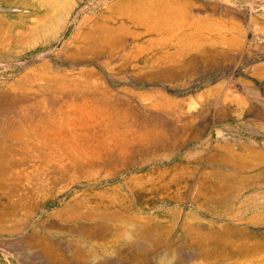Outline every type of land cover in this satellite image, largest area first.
Wrapping results in <instances>:
<instances>
[{
    "label": "rangeland",
    "instance_id": "1",
    "mask_svg": "<svg viewBox=\"0 0 264 264\" xmlns=\"http://www.w3.org/2000/svg\"><path fill=\"white\" fill-rule=\"evenodd\" d=\"M72 1L0 9V264H264V0Z\"/></svg>",
    "mask_w": 264,
    "mask_h": 264
},
{
    "label": "bare ground",
    "instance_id": "2",
    "mask_svg": "<svg viewBox=\"0 0 264 264\" xmlns=\"http://www.w3.org/2000/svg\"><path fill=\"white\" fill-rule=\"evenodd\" d=\"M40 3L43 4L46 7L47 12L43 15L42 20H40L39 22H37L33 27L31 26L30 27L31 29L27 32L28 35L31 36V38L33 39V41L36 42V41H38L40 39L42 40V38H44V39L47 38V37L50 38L49 36H51V35H55L56 34V36H58L57 34L59 32H61V30L64 29V25H62V24H64L63 22H64L65 15L68 14V12L70 11V9L72 10V8H70V7H72L73 5H75L72 0H0V9L6 10L5 7H3V4H5V5L7 4L8 6H11V8L12 7L17 8L16 10L23 8V9H25L27 11L31 7L39 6ZM52 10H53V13H52ZM6 11H8L9 13H11L10 10H6ZM54 11L55 12L57 11L56 14H55L56 16H54V15L51 16L50 14H54L55 13ZM187 15L189 16V14H187ZM185 17H186V15H185ZM28 26H30V25H28ZM0 113H2V112H0Z\"/></svg>",
    "mask_w": 264,
    "mask_h": 264
}]
</instances>
